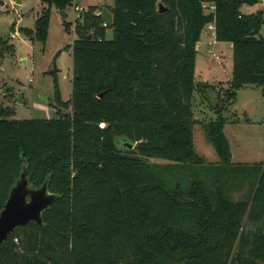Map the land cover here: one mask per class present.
Returning <instances> with one entry per match:
<instances>
[{
  "label": "trees",
  "instance_id": "16d2710c",
  "mask_svg": "<svg viewBox=\"0 0 264 264\" xmlns=\"http://www.w3.org/2000/svg\"><path fill=\"white\" fill-rule=\"evenodd\" d=\"M42 1L60 10L68 2ZM161 1L163 13L157 0H113L106 25L100 7L83 10L68 101L54 81L57 117L8 118L13 111L0 103V209L24 162L32 188L47 179L58 195L43 226L15 227L0 243V264H264V163L231 161L223 115L241 86L264 85L263 12L241 10L258 0H213L215 40L231 44V75L204 125L218 157L208 169L193 146V102L213 88L195 76L212 15L200 0ZM49 12L20 32L44 42ZM5 44L0 37V56ZM149 158L170 161L160 165L169 177L189 166L190 177L167 185ZM245 185L247 197L232 201L229 192Z\"/></svg>",
  "mask_w": 264,
  "mask_h": 264
},
{
  "label": "rangeland",
  "instance_id": "374dc122",
  "mask_svg": "<svg viewBox=\"0 0 264 264\" xmlns=\"http://www.w3.org/2000/svg\"><path fill=\"white\" fill-rule=\"evenodd\" d=\"M158 2L165 6L161 0ZM112 3L113 0H68L60 10L54 3L49 5L42 0H0V37L6 43L0 56V103L13 111L8 118L57 117L53 86L56 81L62 101L70 99L73 76L71 44L76 37V20L88 6L105 7ZM47 7L50 12L44 42L34 35L26 36L20 32V28L34 30L35 19ZM241 10L244 13L261 10L264 19V0L242 6ZM206 26L198 44L195 76L197 81L213 88L203 87L194 93L193 112L198 122L193 127V146L210 169L218 163V157L206 137L204 125L215 118L213 106L228 87L231 46L228 42L213 41ZM260 33L264 34V25ZM112 36V30L106 28L104 38L110 40ZM61 111L68 112L69 109L62 108ZM223 115L227 119L225 133L230 142L231 161L234 164L264 163V85L241 86L236 91L234 104ZM118 140L114 138L119 146ZM148 161L157 163L160 178L167 185H175L178 178L183 182V178L190 177L189 166H178L169 177L170 174H164L160 165L170 161L158 158H149ZM203 176L208 178L207 173ZM248 190L245 185L229 192V198L232 201L245 199Z\"/></svg>",
  "mask_w": 264,
  "mask_h": 264
},
{
  "label": "water",
  "instance_id": "95a60500",
  "mask_svg": "<svg viewBox=\"0 0 264 264\" xmlns=\"http://www.w3.org/2000/svg\"><path fill=\"white\" fill-rule=\"evenodd\" d=\"M157 10L159 13H163L167 10V7L158 2ZM100 16L106 24L112 22V13L104 6L100 7ZM122 143L128 149L133 147V144L128 141H122ZM27 178V163L24 162L18 178L0 209V243L6 239L15 227H25L32 222L43 226L42 213L58 196L48 190L47 179L41 186L32 188Z\"/></svg>",
  "mask_w": 264,
  "mask_h": 264
},
{
  "label": "built area",
  "instance_id": "2783aa9c",
  "mask_svg": "<svg viewBox=\"0 0 264 264\" xmlns=\"http://www.w3.org/2000/svg\"><path fill=\"white\" fill-rule=\"evenodd\" d=\"M200 5L205 14L212 15V20L206 24L207 25L206 30L209 32L211 39H213V41H216L215 40V22H214L215 10H216L215 2L213 0H200ZM103 25H106V23L103 22ZM104 126H105L104 122L99 123V127L102 128Z\"/></svg>",
  "mask_w": 264,
  "mask_h": 264
},
{
  "label": "crops",
  "instance_id": "0c3cea01",
  "mask_svg": "<svg viewBox=\"0 0 264 264\" xmlns=\"http://www.w3.org/2000/svg\"><path fill=\"white\" fill-rule=\"evenodd\" d=\"M200 42H201V41H200ZM200 42H199V43H200ZM199 43H198V44H199ZM230 46H231V44H230ZM228 80H229V79H228ZM224 130H225V127H224ZM227 138H228V137H227ZM228 140H229V139H228ZM229 145H230V142H229ZM230 151H231V147H230ZM231 154H232V152H231Z\"/></svg>",
  "mask_w": 264,
  "mask_h": 264
}]
</instances>
